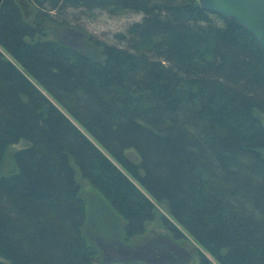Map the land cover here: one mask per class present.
Wrapping results in <instances>:
<instances>
[{
  "label": "trees",
  "instance_id": "16d2710c",
  "mask_svg": "<svg viewBox=\"0 0 264 264\" xmlns=\"http://www.w3.org/2000/svg\"><path fill=\"white\" fill-rule=\"evenodd\" d=\"M70 9L142 19L117 35L126 48L77 49L51 34L79 28ZM262 112L258 41L198 0H0V264H152L106 261L111 227L264 264Z\"/></svg>",
  "mask_w": 264,
  "mask_h": 264
},
{
  "label": "rangeland",
  "instance_id": "374dc122",
  "mask_svg": "<svg viewBox=\"0 0 264 264\" xmlns=\"http://www.w3.org/2000/svg\"><path fill=\"white\" fill-rule=\"evenodd\" d=\"M23 9L28 16H31L33 13V5L29 1H22ZM67 18L73 25H78V29H65V28H51V34L58 40H62L65 43L72 45L75 48L84 49L83 40L87 37H92L106 45L117 46L126 48V43L121 42L118 38V34L126 33L128 28L135 22L142 19V15L136 13H124V14H111L107 10L96 9L93 11H87L84 9H70L68 11ZM74 31V32H73ZM76 31V32H75ZM56 103V102H55ZM57 106L59 105L56 103ZM261 120L264 124V112L261 113ZM76 122V121H75ZM89 138L94 140L92 136L82 128L78 123H76ZM23 143H19L13 148L15 151L20 148ZM103 150V149H102ZM106 153V151L104 150ZM113 163L119 168V170L125 174L134 184L140 189L143 190L140 185L131 178L130 174L127 173L125 169L113 158L111 159ZM86 188L90 190L88 184ZM145 192L144 190L142 191ZM147 194V193H144ZM147 197L152 200L154 205L157 208L159 215H167L168 213L164 206L159 205L152 197L147 194ZM147 227L151 230L150 234H165V229L162 227V223L158 220L150 222ZM181 228V227H180ZM182 229V228H181ZM183 230V229H182ZM184 234L188 237L183 240H173L168 237L154 236V242L151 244H144L145 239L140 237H135L130 241H123L122 238L117 240V244L120 246L122 253L129 254L124 260H142L143 254L138 253L137 251L145 250L149 254H152L151 248H155L157 259L154 261H148L152 264H197L199 252L205 254L211 264H217L216 260L212 255L199 244H197L191 237H189L184 231ZM99 242L101 247L106 249L108 253H111V248L107 241H104L99 237ZM116 237L114 239V242ZM157 248V249H156ZM104 254V253H103ZM106 261H111L110 258H105ZM119 258L118 260H122Z\"/></svg>",
  "mask_w": 264,
  "mask_h": 264
},
{
  "label": "water",
  "instance_id": "95a60500",
  "mask_svg": "<svg viewBox=\"0 0 264 264\" xmlns=\"http://www.w3.org/2000/svg\"><path fill=\"white\" fill-rule=\"evenodd\" d=\"M201 8L236 19L258 41L264 57V0H198ZM74 32V31H73ZM76 32V31H75ZM106 234V230L102 233ZM116 235V240L119 235ZM105 240V237H102ZM142 254L141 252H138Z\"/></svg>",
  "mask_w": 264,
  "mask_h": 264
},
{
  "label": "flooded vegetation",
  "instance_id": "af4514ba",
  "mask_svg": "<svg viewBox=\"0 0 264 264\" xmlns=\"http://www.w3.org/2000/svg\"><path fill=\"white\" fill-rule=\"evenodd\" d=\"M114 233L115 232H114V230H112V227H111V229L106 231V234L104 233V235H106V236L102 235V237H105L104 241L108 242V244L111 248V251H112V255H111V253H108L107 250L103 248L102 255H103V257L106 256L105 258H110V259L123 258L122 260H124V258L129 256V254L122 253L120 246L117 244V240H115V242H114V239L116 237V235ZM100 234H102V232ZM102 237H100V238H102ZM150 251H152V254H149L147 251L142 250V254H143V257L141 258L142 261L148 262V261H154L157 259L158 255H156L157 252H156L155 248H151ZM137 252H141V251H137Z\"/></svg>",
  "mask_w": 264,
  "mask_h": 264
}]
</instances>
